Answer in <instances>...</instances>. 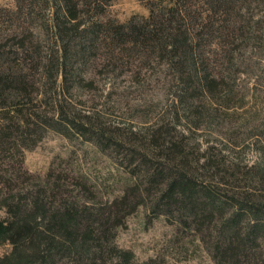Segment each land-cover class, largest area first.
Here are the masks:
<instances>
[{"label":"rangeland","instance_id":"obj_1","mask_svg":"<svg viewBox=\"0 0 264 264\" xmlns=\"http://www.w3.org/2000/svg\"><path fill=\"white\" fill-rule=\"evenodd\" d=\"M0 9L12 12L15 3L0 0ZM245 16L235 21V28L240 29L245 21L252 26L250 37L236 40L235 54L226 53L229 47L220 38L205 45L206 58L218 85L210 97L198 95L193 105L199 110L198 117L189 118L182 111L178 101L181 88L175 71L165 65V60H145L142 52L121 53L119 48H115L113 55L112 48L105 43L91 58L88 69L80 72V87L71 82L64 84L58 74L44 86L37 83L40 88L31 97L37 101L38 111L47 117H52L53 105L60 104L81 123L88 120L83 116L96 119L97 126L106 129V134L116 135L124 146L146 154L151 148L147 134L158 128L163 132L169 129L171 134H163L160 141L169 138L180 142L188 152L189 162L205 156L211 157L216 166L227 163L239 169L234 179L226 178V174L214 175L212 171L199 172V183H209L204 176L210 175V181L225 180L230 187H239L241 192H250L255 199L264 201V0H255ZM148 17L145 3L114 0L102 20L124 24ZM243 31L236 37H243ZM7 44L2 51L10 54L0 53L4 56L2 67L30 77L31 54L9 48L10 41ZM10 49L17 52L13 54ZM40 50L49 54V47L44 44ZM19 102L24 103L27 111H35L24 101ZM176 117L181 120H174ZM20 146L19 157L2 161V168L10 172L14 169V173L4 178L10 185L0 181V223L8 227L6 232L0 230V264H49L58 259V264H78L63 257H67L65 250L82 244L89 223L83 212L106 206L121 195L126 176L111 159L115 157L111 148L101 153L78 134L65 138L47 131L35 145H28L25 150ZM146 147L148 151L144 150ZM76 180L84 181L88 189H80ZM69 207L74 214H80V222L76 227L72 224L71 232L64 230L60 219ZM87 216L91 220L90 213ZM175 229L163 217L151 219L147 210L139 207L116 231L114 245L133 255L130 264H215L197 237ZM91 264L125 262L105 258Z\"/></svg>","mask_w":264,"mask_h":264},{"label":"trees","instance_id":"obj_2","mask_svg":"<svg viewBox=\"0 0 264 264\" xmlns=\"http://www.w3.org/2000/svg\"><path fill=\"white\" fill-rule=\"evenodd\" d=\"M112 1L13 0L12 12L0 9V53L10 54L2 51L10 41L9 48L31 54L32 63L29 77L21 71L4 69V56L0 55V181L3 179L4 184L10 185L4 178L12 176L14 169L12 173L10 169H3L2 161L19 157L20 145L24 150L35 145L47 131L65 138L78 134L101 153L111 148L115 155L111 159L124 172L126 180L121 195L106 206L83 212L89 223L83 232L82 244L77 250H65L67 257L63 260L91 264L109 258L130 264L133 255L119 250L114 239L126 219L144 207L151 219L163 217L176 231L197 237L215 264H264V201L255 199L250 192H241L239 187H230L225 180L210 181L213 180L210 175V179L204 176L209 183L197 181L202 174L199 172L203 171L226 174V178L234 179L239 173L238 167L227 163L216 166L211 157L205 156L189 162L188 152L180 142L169 138L160 141L163 134H171L169 129L163 132L158 128L148 133L151 148L149 154L143 153L124 146L116 135L106 134V129L97 126L96 119L83 116L88 120L81 123L60 104H54L52 117H47L38 111L37 101L31 97L40 88L37 83L44 86L58 74L64 84L71 82L80 87V72L88 69L91 58L105 43L112 48V53L119 48L121 53L142 52L145 60L149 57L165 60V65L176 73L182 111L189 118L198 117L199 110L193 107L198 95L210 97L218 85L206 58L205 45L220 38L229 47L226 53L235 54L236 40L248 39L252 28L245 21L240 29L235 28V21L246 17L255 0H138L145 3L149 17L124 24L102 20ZM242 31L243 37H236ZM42 44L49 47L48 55L41 52ZM19 101L35 111H27ZM187 117L183 116L190 120ZM177 119L181 120L179 117L174 120ZM144 150L148 151L147 147ZM75 185L88 189L84 181L76 180ZM75 215L70 207L62 213L60 219L65 231H74L72 224L75 227L79 224L80 214ZM7 228L0 223L1 231L6 232ZM58 261L51 260L49 264H58Z\"/></svg>","mask_w":264,"mask_h":264}]
</instances>
